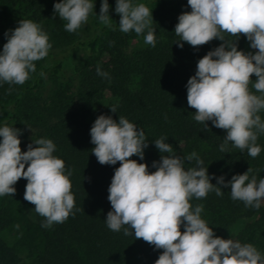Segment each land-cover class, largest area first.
<instances>
[{"label":"trees","instance_id":"1","mask_svg":"<svg viewBox=\"0 0 264 264\" xmlns=\"http://www.w3.org/2000/svg\"><path fill=\"white\" fill-rule=\"evenodd\" d=\"M56 2L59 0H0V51L7 40L5 33L10 34L21 19L38 23L52 45L45 57L48 63L42 65L45 58L34 62L36 70L23 85L0 82V127L21 130L22 151H27L29 144L35 147L33 141L40 138L53 141V155L64 161L66 172L72 173L74 215L50 228L42 227L45 218L24 200L27 181L21 178L14 185L13 196H0V264H154L162 249L135 238L134 232L125 235L123 227L118 232L107 227L106 216L112 210L108 187L120 162L102 165L92 153L95 145L90 128L95 119L103 114L118 122L122 116L142 129L148 144L143 160L135 155L130 159L146 163L149 172L156 170L153 161L159 162L161 155L180 157L185 170L195 168L196 159L187 160L195 152L213 184L216 177L228 181L248 168L250 178H264V133L258 134L256 143L261 152L253 158L231 142L226 152L221 151L226 131L211 121L205 122L208 130H204L205 126L194 119L195 109L187 104V81L195 75L198 60L223 41L214 38L195 48L180 41L183 47L177 46L179 37L174 28L178 16L191 11L187 0L141 2L152 11L155 47L144 42L147 29L139 35L123 33L116 18L111 19V27L102 24L97 12L101 0H93L94 12L85 24L91 28L89 37H79L82 27L67 32L66 21L53 7L49 9V3ZM108 4L115 7L116 0H108ZM245 39L240 34L234 42L238 50L247 53ZM132 40L142 45L130 50ZM75 47L84 49L87 57L82 65L75 66L78 79L74 86L68 82L64 61ZM97 67L107 75H98ZM43 77L60 80L47 96L39 91ZM251 79L255 81V75ZM249 88L260 95L251 84ZM258 115L264 120V110ZM162 137L172 146V153H160L155 147L154 141ZM221 190V196L212 191L206 198L193 197L190 203L193 208L203 205L201 218L215 236L224 239L233 231L235 241L252 244L264 256V199L258 209L246 207L231 198L230 187L222 186ZM180 230L183 232V224Z\"/></svg>","mask_w":264,"mask_h":264},{"label":"clouds","instance_id":"2","mask_svg":"<svg viewBox=\"0 0 264 264\" xmlns=\"http://www.w3.org/2000/svg\"><path fill=\"white\" fill-rule=\"evenodd\" d=\"M187 3L191 11L181 13L174 28L179 37L177 46L183 47L180 41L194 48L214 38L223 41L198 60L195 75L187 81V104L195 109L194 119L205 126L204 130H208L205 122L211 121L226 131L221 151L226 152L231 142L255 158L261 152L256 143L258 134L264 133V120L258 115L264 110V0ZM53 8L66 21L65 30L70 33L85 25L94 12L93 0H59ZM115 12L120 17L121 32L139 35L147 29L144 42L155 47L152 11L144 3L116 0ZM98 18L111 27L108 0H101ZM240 34L256 50L254 53L238 50L234 41ZM5 36L7 40L0 51V82L23 85L36 70L34 62L47 57L52 45L41 26L26 19ZM97 74L107 75L99 67ZM250 84L260 95L250 90ZM110 109L116 112L115 107ZM20 133L13 126L0 127V196H13L14 185L24 178V200L45 218L41 226L50 228L54 223H63L70 214L74 215L69 179L72 173L66 172L64 161L53 155L56 146L52 140L37 139L33 141L35 147L29 144L27 151H22ZM90 136L95 145L92 153L100 164L120 162L108 187L112 210L106 216L107 227L116 232L123 227L125 235L134 232L135 238L162 249L154 264H264V256L252 244L215 236L201 218L203 205L193 208L190 203L193 197L206 198L212 191L223 195V186L230 187L233 200L258 209L264 199V178H250L248 168L228 181L223 176L216 177L213 184L195 152L187 157L188 161L196 159L195 168L185 170L180 157L161 155L159 162L153 161L156 170L149 172L146 163L130 159L135 155L143 160V149L148 146L145 133L122 116L117 122L110 115H99ZM154 144L160 153L173 152L163 137Z\"/></svg>","mask_w":264,"mask_h":264},{"label":"rangeland","instance_id":"3","mask_svg":"<svg viewBox=\"0 0 264 264\" xmlns=\"http://www.w3.org/2000/svg\"><path fill=\"white\" fill-rule=\"evenodd\" d=\"M143 1L144 0H133V2L137 3V4L141 3ZM100 5L98 6V11H97L98 13L100 11ZM52 7H53V5L51 3H49V9H51ZM114 12H115V7H109L110 18L111 19H115V18L120 19L119 14H117V16L115 15V17H113ZM88 21H90V17H89ZM90 29H91L90 27L83 25L82 28L80 29L79 37H81V38L89 37L90 36ZM44 32H46V31H44ZM46 34L48 35L47 32H46ZM139 45H142V43L139 40H132L130 43V50H133L135 46H139ZM245 47H246V50L248 52L254 53L256 51L255 49H252L250 47V42L247 40V38L245 39ZM86 57H87V52L84 49H80L78 47L71 49L66 54V58L64 61L66 77L68 78V82H71V84H73L74 86H75V84H77V79H78V74L75 71V66L76 65L77 66L82 65L83 61L85 60ZM47 63H48V60L45 58L42 65H45ZM56 82H60V80L57 81V79L55 77H43L42 80L40 81V89H39L40 93L43 94L44 96L51 94L52 89H53ZM198 146H199V149H202L201 144H198ZM224 239H232L235 241L234 232L229 231L228 233H226Z\"/></svg>","mask_w":264,"mask_h":264}]
</instances>
